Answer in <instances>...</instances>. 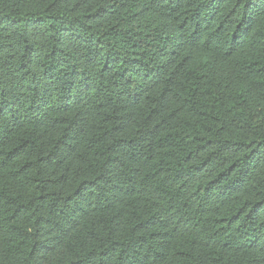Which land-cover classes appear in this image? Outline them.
<instances>
[{"label": "trees", "instance_id": "trees-1", "mask_svg": "<svg viewBox=\"0 0 264 264\" xmlns=\"http://www.w3.org/2000/svg\"><path fill=\"white\" fill-rule=\"evenodd\" d=\"M0 264H264V0H0Z\"/></svg>", "mask_w": 264, "mask_h": 264}]
</instances>
